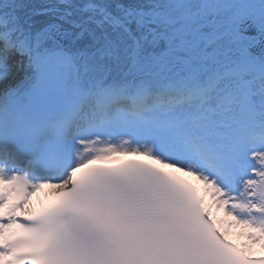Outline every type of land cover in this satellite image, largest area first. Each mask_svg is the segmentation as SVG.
<instances>
[{"label": "snow or ice", "instance_id": "snow-or-ice-1", "mask_svg": "<svg viewBox=\"0 0 264 264\" xmlns=\"http://www.w3.org/2000/svg\"><path fill=\"white\" fill-rule=\"evenodd\" d=\"M0 264H264V0H0Z\"/></svg>", "mask_w": 264, "mask_h": 264}, {"label": "bare ground", "instance_id": "bare-ground-1", "mask_svg": "<svg viewBox=\"0 0 264 264\" xmlns=\"http://www.w3.org/2000/svg\"><path fill=\"white\" fill-rule=\"evenodd\" d=\"M198 183V182H197Z\"/></svg>", "mask_w": 264, "mask_h": 264}]
</instances>
